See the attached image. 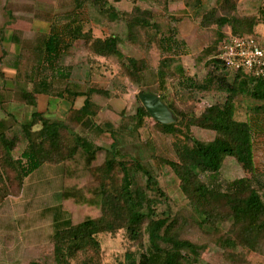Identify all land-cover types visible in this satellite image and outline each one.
<instances>
[{
    "label": "rangeland",
    "instance_id": "rangeland-1",
    "mask_svg": "<svg viewBox=\"0 0 264 264\" xmlns=\"http://www.w3.org/2000/svg\"><path fill=\"white\" fill-rule=\"evenodd\" d=\"M67 2L69 4L70 0ZM109 2L119 11H128L135 6L149 10L153 16L152 22L159 26L158 31H153L151 34L155 33L156 39L168 36L175 42L171 41L169 50L162 51L161 48H155L157 40L146 37L141 29L140 32L136 31L138 40L134 44L126 42L124 38L127 30L123 23L106 27L96 10L85 9L82 18L86 24L89 21L85 26L86 29L93 28L96 36H103V28L106 30V35H118L122 38L118 44L121 54L135 59L144 58L150 68L139 74L140 80L131 82L124 75L118 58L94 56L84 41L73 44L61 60V66L67 68L70 74L68 81L60 79L53 70L44 67L38 68L35 75L34 72L32 73L33 66H36L35 63L38 61L27 62L17 59L15 66L18 70L13 77L0 73V120L4 121L3 127H5L1 126L0 131L7 139L17 138L15 150L12 152L14 158L24 149L26 143L22 125L31 121L33 112L40 113L43 115L42 118L47 120L64 121L70 131L85 136L102 148L109 149L115 137L121 156L125 159L139 160L158 182L162 195L156 199V214L174 219L177 224L175 230L180 238L204 246L195 264H230L224 251L213 240L215 228L202 223V216L182 192L176 175L163 163L165 160L177 159L174 145L185 142L181 131H186V126L181 124L180 132L166 134L155 125L158 122L151 117L145 121L143 127L137 129L134 128L135 123L132 118L137 108L142 105L138 97L139 92L158 95L163 98L162 101L166 105L169 104L177 112L186 115L199 116L209 106L223 104L228 92L221 89L223 85L219 87L217 84L219 81L208 90L200 89L198 86L205 80L207 73L213 70L212 59L217 51L219 52L222 39L231 31L228 26L222 29L215 25L206 28L200 26L201 14L206 8L215 7L216 0H166L165 2L164 0L119 2L109 0ZM233 2L237 6L235 11L239 16L258 17V23L253 28L252 34L264 44V23L261 22L264 21V0H233ZM224 7L226 8L225 5ZM231 11L229 7L226 9L219 7L218 15L231 14ZM180 34L185 39H182ZM159 62L163 67H160V73L157 75L154 68ZM10 64L11 62L8 63L4 59L0 62V68L10 67ZM28 70L31 71L30 80L26 75ZM63 70L66 72V69ZM220 76H225L224 85H232L235 73L225 72ZM43 78L50 80L51 98L38 101L37 97L32 96L31 101L21 103L22 99L17 96L18 90L28 86L33 88ZM89 87L100 90L89 97L92 109L95 110L91 122L102 129V133L99 134L92 129L82 127L75 120L73 111L76 109L72 107L68 111L62 107L59 100L65 96L66 91L73 90L75 94H80L85 93ZM78 97L80 104L84 97ZM57 100L58 102L54 103ZM232 101L235 108L234 118L240 121L252 115L250 109L253 106L264 104L241 93L234 94ZM189 137L195 145H227L217 131L196 125L189 126ZM252 140L254 168L264 185V133L254 134ZM102 163V159L98 158L92 164L90 172L85 178L82 176L81 180L79 177L70 178V190L79 192L80 189L88 198L95 196L94 205L70 199L66 202V211L75 221H80L87 215L93 217L100 215L99 168ZM113 173L112 179L115 182L119 181L118 172ZM251 173L249 167L241 166L233 157H225L217 174L200 173L199 177L210 188L223 190L227 182L251 176ZM13 178L12 171H7V174L0 172V235L6 232L13 233L10 235H13L17 244L16 255L19 254L16 256V264H28L31 261L52 264V243L49 238L53 231L52 217L54 214H59L60 169L57 166L44 165L39 171L26 178L22 187H19ZM134 178L137 185L146 184V178L141 173L136 174ZM263 192L264 190L261 189L260 193ZM149 194L154 197L151 192ZM219 227L227 230L229 224H220ZM96 239L99 242L101 264H119L123 261L126 252L136 251L140 247L134 246V243L126 237L124 229L100 233ZM141 242L146 248L148 245L146 233L143 234ZM263 252L264 247L257 251L238 250V264H264Z\"/></svg>",
    "mask_w": 264,
    "mask_h": 264
},
{
    "label": "trees",
    "instance_id": "trees-1",
    "mask_svg": "<svg viewBox=\"0 0 264 264\" xmlns=\"http://www.w3.org/2000/svg\"><path fill=\"white\" fill-rule=\"evenodd\" d=\"M119 2L121 0H114ZM166 0H164L165 2ZM237 2V1H236ZM232 10L231 14L218 15L219 7ZM233 0H216V6L206 8L201 14L200 26L215 25L222 29L228 26L235 36H254L253 28L258 23V17H241L235 11ZM96 10L102 17V23L110 27L115 23L124 24L127 35L126 42L135 43L136 31L140 29L149 39H156L157 35L151 32L158 31V24L152 22L153 16L149 10L134 7L128 11H119L109 0H73L72 9L61 14L59 18L67 20L62 27L52 26L50 35L41 45L23 47L18 59L34 62V74L38 68L53 70L56 75L68 81L69 72L61 66V60L74 41H84L88 44L91 54L100 57H116L121 61L124 75L131 81L137 82L139 74L150 68L144 58L135 59L125 57L118 49L122 38L116 34L96 37L91 28H85L82 18L85 9ZM264 23V21H261ZM140 32V31H139ZM160 34V33H159ZM155 48L167 51L171 37L156 39ZM172 41V42H171ZM152 44V43H151ZM153 45V44H152ZM172 47V44H171ZM218 51L212 59V69L207 73L205 80L198 87L208 90L214 87L216 81L224 92H228L225 102L221 105L209 106L200 114L186 115L177 112L167 104L176 121L171 124L155 123L166 134L180 132V125L186 126L183 143L174 145L176 160H165L179 180L182 192L190 201L192 207L202 216V223L215 228L214 242L221 248L230 264H238V250L257 251L264 247V192L261 178L254 168L253 135L264 133V104L253 106L252 115L244 121L234 118L235 108L232 101L234 94L241 93L250 98L264 102V78H253L240 72L235 73L232 85L226 83V72ZM34 64V65H35ZM159 64L155 67L157 75L160 73ZM66 69V72L65 70ZM28 80L31 76H27ZM30 78V79H29ZM50 80L43 78L31 88L32 94H50ZM69 89V88H68ZM100 92L98 88L89 87L85 93L65 92L68 99L73 100L83 96V105L73 111L75 120L84 128L92 129L95 133H102L99 126L91 122L95 114L89 97ZM163 100L162 97H160ZM38 112H33L31 121L22 125L24 149L14 158L17 138L7 139L0 131V172L14 173L19 187L25 179L39 171L44 165L57 166L60 169L61 187L58 192L59 214L52 217V264H101L99 259V242L96 236L100 233L115 232L124 229L126 237L139 245L136 251L124 254L119 264H195L203 245L189 242L180 238L175 230L174 219L158 215L155 212L156 199L162 195L158 182L151 172L137 159H125L121 156L117 141L113 137L109 149L96 146L85 136L70 131L67 124L61 120H47ZM150 118L147 110L140 105L132 120L134 128L143 127ZM4 121L0 120L2 128ZM196 125L220 133L227 145H195L189 137V126ZM7 129V128H6ZM225 157H233L241 166L249 167L251 176L231 180L225 184V189H213L204 183L200 173L217 174L220 171ZM98 158L103 163L100 170L99 184L100 215L85 216L75 221L69 216L65 204L74 200L94 205L95 196L88 198L84 192L70 190V178L83 176L90 172L92 164ZM119 174V181L113 180V172ZM141 173L146 178V184L139 186L134 176ZM82 177V178H83ZM81 178V179H82ZM80 179V180H81ZM151 192V194H149ZM220 224H229L227 230L219 227ZM218 227V228H217ZM146 233L148 245L142 246V237ZM264 253V252H263ZM28 264H45L40 261H31Z\"/></svg>",
    "mask_w": 264,
    "mask_h": 264
},
{
    "label": "crops",
    "instance_id": "crops-1",
    "mask_svg": "<svg viewBox=\"0 0 264 264\" xmlns=\"http://www.w3.org/2000/svg\"><path fill=\"white\" fill-rule=\"evenodd\" d=\"M66 2L64 0H0V62L4 59L8 63L11 62L10 67H1L0 73L13 77L18 70L15 64L23 47L41 45L45 38L50 35L52 26L62 27L67 24V20L59 18L62 13L73 7V0H70L69 4ZM87 24L85 23V25ZM105 32L106 30L103 28V36L107 34ZM103 36L97 35L96 37ZM179 36L185 39L181 34ZM76 42L74 41L73 44ZM154 71L156 73L155 68ZM26 75L31 76V71L28 70ZM17 96L22 99L23 102L21 101V103L31 101L32 96L37 97L38 101L51 98L44 94L33 95L30 86L19 89ZM79 99L76 97L73 100L72 97L69 100L68 96L65 95L59 100L62 107L70 111L72 107V109H79L83 105L84 98L81 99L80 104H78ZM57 102L58 100L54 103ZM10 234L6 232L0 235V264H16V256L19 254L16 255L17 244L14 242L13 235Z\"/></svg>",
    "mask_w": 264,
    "mask_h": 264
},
{
    "label": "built area",
    "instance_id": "built-area-1",
    "mask_svg": "<svg viewBox=\"0 0 264 264\" xmlns=\"http://www.w3.org/2000/svg\"><path fill=\"white\" fill-rule=\"evenodd\" d=\"M218 57L227 73L264 78V44L255 36L228 34L220 42Z\"/></svg>",
    "mask_w": 264,
    "mask_h": 264
},
{
    "label": "water",
    "instance_id": "water-1",
    "mask_svg": "<svg viewBox=\"0 0 264 264\" xmlns=\"http://www.w3.org/2000/svg\"><path fill=\"white\" fill-rule=\"evenodd\" d=\"M138 97L149 116L154 121L160 124L175 122L176 118L173 116L168 106L161 100L160 96L153 93L139 92Z\"/></svg>",
    "mask_w": 264,
    "mask_h": 264
}]
</instances>
